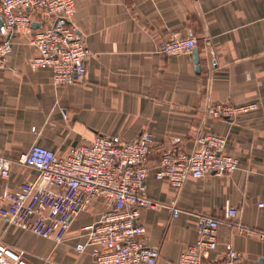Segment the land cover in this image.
I'll return each mask as SVG.
<instances>
[{
    "label": "crops",
    "instance_id": "0c3cea01",
    "mask_svg": "<svg viewBox=\"0 0 264 264\" xmlns=\"http://www.w3.org/2000/svg\"><path fill=\"white\" fill-rule=\"evenodd\" d=\"M33 16L40 27L53 21L48 13ZM72 22L91 51L84 79L72 84L58 86L52 70L33 69L28 35H13L0 68V152L17 160L40 143L64 155L99 134L134 141L150 129L155 143L147 193L181 208L177 217L166 206L141 210L143 238L160 249L156 264H178L198 239L199 214L223 222L212 256L233 248L244 264H264V239L237 234L225 219L226 208L234 206L238 221L264 232V207L258 206L264 200V0H76ZM187 35L198 39V62L193 52H161L165 41ZM251 103L254 109L234 116L213 114L217 104ZM201 132L226 136L225 151L240 167L189 178L176 191L157 177L160 160L171 149L192 150ZM39 173L14 162L9 177L0 176V194ZM104 210L102 199L83 210L62 241L0 218V239L34 264H98L93 252L99 245L79 251L77 244L85 242L82 227Z\"/></svg>",
    "mask_w": 264,
    "mask_h": 264
},
{
    "label": "built area",
    "instance_id": "2783aa9c",
    "mask_svg": "<svg viewBox=\"0 0 264 264\" xmlns=\"http://www.w3.org/2000/svg\"><path fill=\"white\" fill-rule=\"evenodd\" d=\"M75 8L76 0H0V13L4 16L0 68L6 65L12 51L13 35L27 34L35 49L30 62L33 69L52 70L58 86L83 80L91 51L72 22ZM35 12L50 14L52 23L35 27ZM197 45L195 36H179L165 41L161 52H193ZM255 107L254 103L217 104L213 114L234 116ZM227 142L224 135L201 132L192 150L171 149L163 154L157 177L166 179L179 191L189 178L233 173L240 167V160L225 151ZM154 143V133L145 129L134 141L99 134L64 155L40 143H34L17 160L0 152V176L4 178L9 177L16 161L40 171L37 180L23 181L18 190L0 194V218L62 241L72 221L102 199L105 210L99 219L82 227L85 242L78 243L77 249L83 251L87 245H99L101 250L93 252L98 264H156L160 249L149 246L143 238L146 226L138 221L141 210L166 206L177 217L181 208L157 201L147 193L148 157ZM258 206L264 207V200ZM238 217L239 208H226L225 219L237 234L264 239V232L242 224ZM222 223L215 216L199 214L198 239L182 252L178 264H244L242 252L233 248L218 256L211 255L218 245ZM0 264L34 263L24 250L0 239Z\"/></svg>",
    "mask_w": 264,
    "mask_h": 264
},
{
    "label": "water",
    "instance_id": "95a60500",
    "mask_svg": "<svg viewBox=\"0 0 264 264\" xmlns=\"http://www.w3.org/2000/svg\"><path fill=\"white\" fill-rule=\"evenodd\" d=\"M3 24H4V16L1 14V15H0V30H3ZM34 26H35V27H40V26H38L37 23H35ZM193 53H194V55H195L196 62H198V60H199V56H198V55H199V51H198V48H195V49L193 50Z\"/></svg>",
    "mask_w": 264,
    "mask_h": 264
}]
</instances>
